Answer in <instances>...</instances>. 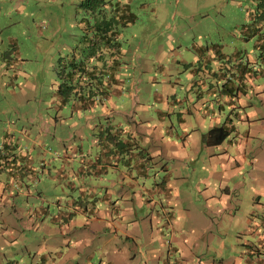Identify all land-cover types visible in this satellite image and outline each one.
<instances>
[{
  "label": "rangeland",
  "instance_id": "374dc122",
  "mask_svg": "<svg viewBox=\"0 0 264 264\" xmlns=\"http://www.w3.org/2000/svg\"><path fill=\"white\" fill-rule=\"evenodd\" d=\"M105 1L117 6L108 13L133 14L131 21L114 22L124 50L120 87L106 103L108 114L99 101L76 109L56 93L58 59L79 43L89 15L80 0H0V144L5 133L15 136L14 175L8 166L0 169V264H105L98 242L108 228L85 224L87 217L79 215L75 227L65 226L76 208L93 206L89 194L83 199L77 191L82 177L94 197L107 186L115 197L141 194L140 215L159 209L155 218L166 213L175 218L172 229L165 220L163 227L162 254L170 252L172 261L258 264L264 256V101L251 86L239 90L248 100L243 105L235 86L223 91L213 73L218 65L206 61V52H214L206 45L219 44L224 53L240 47L242 55L253 53L261 63L264 47L255 45L261 38H244L243 29L260 20L264 0ZM200 52L204 55L198 57ZM257 83L264 84V76ZM222 94L235 103L220 108ZM183 113L185 126L179 119ZM225 121L231 129L221 143L203 142L209 127ZM168 125L188 136L169 135ZM109 136L115 146L102 145ZM114 148L121 158L95 175L93 155L105 163L101 152ZM174 148L185 156H170ZM127 152L131 158L125 163ZM64 155L83 160L87 168L71 175L72 163ZM165 165L174 169L169 179ZM121 170L131 173L133 185ZM128 201L135 205L133 196ZM60 210L64 222L53 218ZM63 238H69L67 245ZM87 241L95 251L92 258L82 255ZM141 260L146 258L137 255L134 263Z\"/></svg>",
  "mask_w": 264,
  "mask_h": 264
},
{
  "label": "crops",
  "instance_id": "0c3cea01",
  "mask_svg": "<svg viewBox=\"0 0 264 264\" xmlns=\"http://www.w3.org/2000/svg\"><path fill=\"white\" fill-rule=\"evenodd\" d=\"M79 45H82L80 41L78 44H76V47L75 45L72 46L70 48V51L75 49L76 55H79L78 50H77V47L79 48ZM261 47L263 46L262 45L257 46V48H261ZM208 49H211V48L208 47ZM122 50L124 49L121 48V52ZM199 55L201 57L204 54L201 55V52H200L199 54H197V56L199 57ZM261 55H262V60H261L262 62L260 63L259 59L255 57L256 56L255 54L248 53L247 58L249 61L247 62V66H246L247 70L244 71V73L241 72L243 67L242 69L238 67L240 63L223 64L219 61L217 62L213 58L212 59L213 61H216V65H219L221 68L218 70L219 73L217 76L220 77L222 81H224L228 77L234 79L235 81L234 82L229 81V84L240 86L242 93H245L247 88L251 86L253 89L252 93H254L253 95L256 94L257 97H260L261 101H264V84L257 83V80L261 76H264V53H262ZM206 56H207L206 58V61H207L209 58L213 57V53H211V51L208 50L206 52ZM108 61L109 60L106 57H102L100 60H96L99 66L105 65L106 63H108ZM228 66L229 68H227ZM232 71H234L235 73L231 74ZM190 74L193 75L192 72ZM118 87H120V85ZM115 90H117L116 87L112 90L110 94L107 95V97L103 98L101 102V107L105 110L104 114H108V106L106 105V103H110L109 101H111V94ZM242 93H240L238 89V92L236 95L239 97L238 98L239 102H242L240 104L243 105V103L246 104L248 100H246L245 98H242L241 96ZM220 98H221L220 108L225 103H232V104L235 103L233 100V97L227 99L222 94ZM113 105L115 106V102L113 103ZM179 119H180L181 126L182 125L185 126L188 123L187 120L185 119L184 113L183 115L179 117ZM262 126L264 127V124ZM112 131H115V130L113 129ZM116 131H119V130H116ZM121 131H123V129H121ZM166 131H168L167 133L171 136L175 134L178 137L184 134L185 135L184 138L188 136V132H185V130H183L182 134H179V129L176 128L174 125H168V129ZM126 132L127 131H124L123 133H126ZM5 134H8V132ZM12 134L13 133L9 135H12ZM9 135L6 136V140L10 139ZM13 135L11 136V139L15 142V136ZM4 139L5 137L3 138V140ZM113 141L114 139L111 136L106 137L102 145L115 146V143ZM130 142L131 141L129 139H124L125 145H129ZM7 144L10 145V147L7 146L6 148V152L9 153V157L5 158V160L3 159V157L2 159H0V169L2 168V166H8L7 170L11 174V176H13L14 173L11 172V170L15 169L14 168L15 167V146H13L12 143L9 142L8 140H7ZM185 144H186V141L182 143L183 146H185ZM5 145L6 144L4 143V147ZM62 150L66 151L65 148ZM179 151L180 150L175 149V148L174 150L172 149L171 152H173V155H170V156L175 157V158L185 156V155H180L181 153ZM102 152L101 154L104 156L106 160L105 163L100 159L99 156H96V155H93L94 159H91V160H94V161H91V165L95 166V169L92 171L95 175H99L101 174L102 171L103 172L106 171L108 165H112V166L116 165L117 162L115 160H118L121 158V155H117V153H120V152H118V149L116 148L108 151L107 153L106 152L102 153ZM160 153L162 154V157H163L164 156L163 147L160 148ZM129 155H130L129 152H127V160L124 161L125 163H128L129 159L131 158ZM64 156L68 161L72 163V165L69 166L70 168L69 173L71 175L78 174V172L79 173L84 172V170L87 168L83 160L72 158L71 155H64ZM124 159H126V157ZM167 159L169 158L167 157ZM137 162H141L140 159H138ZM61 166L62 168L64 167L63 164ZM164 171H165L166 177L169 179V177L173 174L174 169L171 168V166L169 165L168 166L165 165ZM121 175H122V178H128V181H127L128 185H133L135 183L134 181L131 182L132 179L129 180V177L132 176L131 173H127L124 170H121ZM81 176H83L82 173H81ZM81 179H82V184L79 185L77 191L81 193V196L83 199H89L88 197H86L89 194L91 197L89 200L94 202L93 206L88 208L87 205H84L83 207L80 206L76 208V214L73 217H69V220H67V222L65 223L66 224L65 226H69L70 224H72L75 227V221H76L75 218H78V215H79L81 217L82 216L87 217V221L85 224H90V226H96L98 228H104V229L108 228L109 229L108 235H105V239L99 238L100 242H98L99 248H100L98 256L101 262L106 261L105 264H179L177 260L172 261L169 255L170 252L167 254L168 257H165L164 254H162V248L164 249L166 245L165 239H164V231H163V227L165 225L164 220L166 221V226L172 229L174 227L173 223L176 220L175 218H173L171 215H168V213L160 216L161 218H158V217L155 218L153 216L154 214L153 212H156V214H158L159 209H153V210L151 209L149 216L147 217L144 216L143 214L140 215L138 213L137 207H139L142 201L141 197L140 198L138 197L139 195L141 196V194H120V196L117 195V197H115L113 196L115 190L113 187H110V186H107L104 189L105 192H103V195L99 197L100 198L99 200L98 197L96 196L94 197V194H91L94 188H92L91 185H88V186L84 185L83 177ZM71 184L73 187H75L72 181H71ZM128 191H129V188H127V190H124L123 193H127ZM128 196L134 197L135 205L133 204L134 201L131 203L128 201ZM95 198H98V199H95ZM75 201L76 200L73 198L72 203H74ZM62 212L63 210L59 214L53 215V218L55 220L60 221L59 218L62 219L65 216V214ZM115 219H116V222H115ZM99 220L100 222L101 220H103L104 223L102 222L100 223ZM62 221L64 222L65 219H62ZM95 222H98L100 226L97 225ZM159 224H162V226L160 227ZM262 224H264V220L262 221ZM136 227H141V228L137 230ZM121 235H125L127 239L131 238V241L129 243H126L127 241L123 242L122 240H119V237ZM172 238L175 239L174 236H172ZM176 239L177 241L179 240V238H176ZM261 240L264 242V239H261ZM67 242H69V238H63L64 245H67L68 244ZM75 242L80 243V240L77 239L75 240ZM93 242L94 241H92V243ZM85 248H86V251L82 252V255L87 258H92V256H94L95 254V251L93 249H90L89 241H87ZM256 250L260 251L258 250V248ZM65 251L61 249L59 252L61 254L65 253L67 256L70 255L71 252L68 249H66ZM137 255L143 256L144 258H146V260L144 262L143 260H141V261H137L134 263L135 257ZM41 256L44 257V254L42 253ZM240 261L241 260H235L234 262H230V263L227 262V264H240ZM188 262L190 263L191 261H188ZM254 262L255 261L251 260L250 264H255ZM203 264H212V261H207V262H204ZM258 264H264V256L258 257Z\"/></svg>",
  "mask_w": 264,
  "mask_h": 264
},
{
  "label": "trees",
  "instance_id": "16d2710c",
  "mask_svg": "<svg viewBox=\"0 0 264 264\" xmlns=\"http://www.w3.org/2000/svg\"><path fill=\"white\" fill-rule=\"evenodd\" d=\"M108 2L105 0H80L79 4L87 10L89 15L84 17L83 20V32L80 39L82 45H79V48L77 47L79 55H76V50L73 49L69 54L60 56L57 62V74L60 80L56 87V93L60 102L72 101V107L76 109L93 106L97 101L101 103L103 98L107 97L115 87L119 89L120 79L117 73L121 64L119 58L121 47L118 40L119 33L114 26V22L117 20L131 21L133 14L131 12L121 14L108 13V7L117 10V6L112 8ZM254 23L252 27H244L243 33L246 35L244 38H247V35L257 34L262 42H255L256 47L259 45L264 47V5L260 20H255ZM251 28L253 31H250ZM208 47L215 52V54L213 52L211 61L215 59L217 62L219 60V62L222 61L221 63L223 64L240 63L238 67L241 69L243 67L241 72L244 73L247 70L248 53L242 55L240 47H235V50L231 53L222 52L219 44H215L212 47L206 45V48ZM102 57H106L109 61L105 65L99 66L96 60H100ZM219 69L221 68L218 65L214 68L213 73L218 74ZM234 73V71L231 72V74ZM229 81L234 82L235 80L228 77L222 81L223 91L232 92L234 86L241 90L240 86L230 85ZM230 129L228 121L214 125L202 134V140L208 145L219 144L228 136ZM9 134L11 132L4 135L5 139L0 145V159L3 157L5 160V158L9 157V153L6 152L7 146L10 147L7 144V140L15 146V142L11 139L13 134ZM7 135L10 136V139L6 140ZM4 143L6 144L5 147Z\"/></svg>",
  "mask_w": 264,
  "mask_h": 264
},
{
  "label": "clouds",
  "instance_id": "9594fccd",
  "mask_svg": "<svg viewBox=\"0 0 264 264\" xmlns=\"http://www.w3.org/2000/svg\"><path fill=\"white\" fill-rule=\"evenodd\" d=\"M1 144H2V143H1ZM1 144H0V145H1Z\"/></svg>",
  "mask_w": 264,
  "mask_h": 264
}]
</instances>
